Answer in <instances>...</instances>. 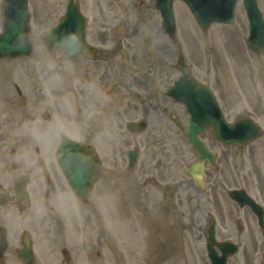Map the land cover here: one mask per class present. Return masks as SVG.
<instances>
[{"label": "rangeland", "instance_id": "rangeland-1", "mask_svg": "<svg viewBox=\"0 0 264 264\" xmlns=\"http://www.w3.org/2000/svg\"><path fill=\"white\" fill-rule=\"evenodd\" d=\"M30 1L31 15L34 7L40 8L31 22L34 42L31 55L26 60L10 61L6 72L0 70V152L11 148L16 150L15 160L19 156L29 159L33 157L31 144L51 141L56 150L60 135L79 142L89 141L101 151L105 144H109L100 131L103 125L121 126L125 131L127 119L146 118L147 129L135 138L138 144L141 143L136 167L146 171L151 163L155 167V161L166 163L168 156L173 157V145L166 141L162 132L155 131V126L157 122H165L160 112L166 105L163 92L177 76L169 67L174 64L179 50L185 57L190 56V61L196 60L197 78L216 91L227 119L251 116L263 126V133L250 149H231L230 164H224L218 173H222L224 180L213 191L215 198L207 197L203 201L204 194L197 195V190L185 181V197L182 196L178 204L172 207V201H168L161 211L154 209L162 208L155 204L146 221L150 225L153 215L151 233L142 235L136 228L132 235L134 215L139 216L130 205L122 204L121 264H209L205 252L209 221L216 224L217 240H231L238 245V252L228 259L227 264H264V228L257 226L248 209L238 208L226 194L229 189L244 188L264 206V54H252L246 47L245 52L243 50L241 40L244 41L247 28L242 6H237L236 20L232 25H212L203 32L185 4L174 1L176 43L173 44L160 26L161 18L152 0H144L145 6L138 19L134 13L135 0L132 5H129L130 0H120L118 8L127 9L122 21L127 33L122 42L113 41L105 46L111 48L116 44L114 56L106 63L81 61L73 65L51 55L43 42L46 31L56 20L48 12L56 13L58 18L68 0ZM258 1L264 11V0ZM78 2L87 17V40L94 44L91 42L93 38L105 34L106 23L102 17L106 14L102 9L108 11L116 4L114 0ZM106 18L107 26L119 23V20ZM1 21L2 18L0 24ZM14 84L20 94L15 91ZM125 86L133 89L132 98ZM46 110L51 116L49 122L40 118ZM164 143L167 149L161 154L158 151L163 149ZM5 144L17 146L5 149ZM115 146L113 142L112 149ZM192 159L189 154L186 163ZM130 175L137 174L122 172L121 178ZM176 178L175 173L173 179L176 181ZM127 181L130 180L121 181L125 186L122 198L126 200L131 194V189L126 187L130 184L126 185ZM153 191L156 190L153 188ZM197 199L202 201L197 203ZM162 216L163 219L155 220ZM143 229L146 231L145 226Z\"/></svg>", "mask_w": 264, "mask_h": 264}, {"label": "flooded vegetation", "instance_id": "flooded-vegetation-1", "mask_svg": "<svg viewBox=\"0 0 264 264\" xmlns=\"http://www.w3.org/2000/svg\"><path fill=\"white\" fill-rule=\"evenodd\" d=\"M119 2L114 0L116 6L113 9L102 10L106 14L102 17L103 23H106L105 34L93 38L94 43L100 46L109 44L110 27L107 26L106 17L119 20L122 24L127 9L123 11L118 8ZM126 33L124 25L119 33L120 40L125 38ZM114 51V46L102 51L103 63L112 57ZM124 88H128L132 98L133 89L130 86ZM164 99L166 105L162 106L160 112L165 122H157L155 131L162 132L166 141L172 143L173 157L168 156L166 163L162 164L155 161V167L151 163L148 170L141 171L139 166L136 167L141 143L138 144L135 138L139 134L123 132L121 126L115 127L109 123L108 127L103 125L100 131L109 144H105V149L102 147L99 153L100 180L93 185L91 198L88 197L85 202L77 200L66 183L60 180L52 156L51 141L31 144L33 157L25 159L19 156L18 160H15L16 150L8 149L17 145H4L8 150L0 152V264H121L120 224L116 218L121 215L122 204L130 205L139 220L147 221L154 204L165 205L168 201L178 204L182 199L181 191H185L186 140L173 120L180 117L186 121L188 116L182 105L170 98ZM168 104L172 105L168 107ZM205 136L209 148L213 149L214 140L210 139L208 133ZM32 140L35 142L36 138ZM113 142L116 144L114 149L111 147ZM125 143L127 146H122ZM122 147L126 150L138 149L132 168L127 167ZM166 149L164 143L163 149L158 152L163 154ZM229 150L222 151L220 156L216 155L214 167L204 164L206 189H213L217 184L219 165H229ZM39 157L40 163L37 160ZM122 172L137 175L121 178ZM175 173L176 181L173 179ZM18 176H24L25 180L16 182ZM123 179L130 180L125 182L126 185L130 183L126 186L131 189L128 200L122 198ZM190 184L196 189L192 182ZM95 185L98 187L95 188Z\"/></svg>", "mask_w": 264, "mask_h": 264}, {"label": "water", "instance_id": "water-1", "mask_svg": "<svg viewBox=\"0 0 264 264\" xmlns=\"http://www.w3.org/2000/svg\"><path fill=\"white\" fill-rule=\"evenodd\" d=\"M9 2H15V0H8ZM195 16L199 24L206 28L213 21L229 22L232 17V8L235 0H184ZM22 0L16 1L17 6L21 4ZM172 0H156V7L160 10L163 17V24L170 34L174 31V19L171 8ZM244 5L248 11L249 18V45L258 50L262 48L264 50V22L261 19V14L256 8L255 0H244ZM22 9L12 7L6 9L5 32L0 36V57L3 60L12 57H27L31 50L29 40L27 36V15L25 5L21 6ZM45 43L48 49L56 55H63L65 59L78 61L79 58L84 56L89 51L84 40V21L82 16L77 11V6L71 3L67 7V12L60 24L51 32L48 33L45 38ZM184 66L180 63V68L186 76L182 77L175 83V87L180 86V81L183 85L192 84L197 87V91H203L208 94L206 88L202 85H197L194 82H188L185 78L186 74ZM206 89V90H205ZM174 93V88L170 91V94ZM198 95V93H197ZM175 96V95H174ZM184 101L183 99H180ZM186 102V101H185ZM189 110L192 113V121L188 130L185 132L189 143H191L194 149L207 157V152L203 144L197 138V132L202 133L205 129H211L213 134H218V129L223 125V120L220 117L218 109L214 106L217 112L219 123H209L207 120L199 121V105L197 103V114L194 106L191 108L187 103ZM197 118V119H196ZM238 123L234 126H236ZM132 127L137 126L132 124ZM144 128V124H139L137 128L133 130H140ZM199 129V130H198ZM255 130V128H252ZM198 130V131H197ZM257 133V131H253ZM58 162L61 166L63 173L65 174L68 182L73 189V192L78 196H84L89 189L90 184L98 176V161L92 152L87 150V147L80 146L72 141L63 138L58 151ZM202 158V156H200ZM211 159L210 157H208ZM190 177L195 178L197 173L200 172V165H194L190 169L186 170ZM229 195L235 201H238L240 206L249 205L252 211L259 214L261 220L260 208L251 201L244 192H231ZM216 245L223 255L220 258L216 257L213 246ZM236 247L229 243H215L214 232L210 229V234L207 239V251L208 256L211 258L213 264H224L228 255L234 254Z\"/></svg>", "mask_w": 264, "mask_h": 264}]
</instances>
